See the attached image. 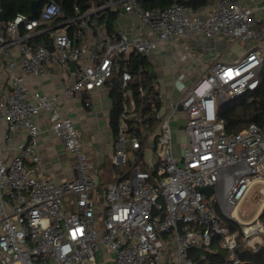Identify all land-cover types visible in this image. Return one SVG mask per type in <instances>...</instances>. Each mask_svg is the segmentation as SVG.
<instances>
[{
  "label": "built area",
  "instance_id": "built-area-1",
  "mask_svg": "<svg viewBox=\"0 0 264 264\" xmlns=\"http://www.w3.org/2000/svg\"><path fill=\"white\" fill-rule=\"evenodd\" d=\"M258 1L255 8L264 11V0ZM119 7L127 21L108 31V10L118 12ZM199 11L178 1L145 9L139 0H109L85 9L74 6L72 17L50 26L62 8L47 1L38 17L16 13L3 22L2 59L7 68H14L8 48L17 47L19 72L0 86V121L12 130L24 128L26 138L6 159L2 145L8 134H0V264H97L101 251L102 264H107L106 253H114V264H194L190 249L212 252L214 235L220 236L219 246L227 251L230 264H245L236 250H256L264 244L259 214L244 219L238 213L256 183L264 189V124L249 123L227 133L217 118L219 103L258 86L264 27L258 26L255 9L239 0H217L211 12ZM92 23L94 44H79ZM72 25L74 36L67 31ZM60 26L67 29L54 30ZM44 35L47 43L34 41ZM182 35L226 37L242 42L243 54L216 62L177 98H169L164 110L155 111L156 123L140 136L132 127L147 116L139 117L129 85L132 73L119 60L132 51L148 56L161 42ZM71 60L75 77L65 84L69 95L89 93L119 73L122 111L112 159L124 169L101 193L88 172L92 162L72 119L55 106L58 95L32 90L29 97L24 81L27 74L45 76L47 63L59 64L67 79ZM138 91L145 95L142 87ZM158 97L162 100L160 93ZM41 109L49 112L51 130L72 156L70 180L56 182L26 167L29 161L35 170L41 167L35 119ZM178 113L184 123L175 153L170 122L181 119ZM203 188H211L209 196ZM68 196L72 199L66 200ZM94 197L102 205L97 213ZM222 216L235 221L240 233L230 230Z\"/></svg>",
  "mask_w": 264,
  "mask_h": 264
},
{
  "label": "crops",
  "instance_id": "crops-1",
  "mask_svg": "<svg viewBox=\"0 0 264 264\" xmlns=\"http://www.w3.org/2000/svg\"><path fill=\"white\" fill-rule=\"evenodd\" d=\"M239 2L243 5L253 7L255 9L254 15L257 19L258 26L264 27V11L255 8L259 6V1L239 0ZM216 6L217 0L203 7L199 12L206 15L215 9ZM58 20V22L55 21L48 25L55 26L56 24H61L65 18L61 19L59 17ZM126 21L127 15L119 7L116 18L110 23L111 30H116L122 25L124 26ZM3 26L4 24L1 22L0 32H2ZM62 28L67 29V27L60 26L54 30ZM67 31L70 33V36H74L73 25L68 27ZM95 32V24L92 23L88 30L83 33L82 38L78 39V43L92 46L96 40ZM38 38H44L45 41L49 40L48 35ZM38 38L34 41L36 43H42L41 41H36L39 40ZM243 50L244 45L242 42H235L226 37L195 38L182 35L170 42H161L154 51L146 56L149 67L155 74V78L153 79L154 88L159 91L162 97L161 110H164V106L169 98H177L180 93L182 94L190 84L213 64L216 62L234 61L241 57ZM8 51L9 58L15 63V67L12 69L6 67L2 59V52L0 51V86L8 85L10 78L19 72V54L17 47L11 46L8 48ZM61 69L59 64L47 63V73L45 76L38 78L31 74L25 75L24 81L28 87V95L31 97L32 90H38L48 96L52 94L58 95L59 99L55 106L62 114L72 119L89 160L92 162L90 171L99 185L98 192L101 193L117 174L115 168L110 175L108 174L107 168H105L106 158L109 156L113 157L116 148V137L109 123L110 110L113 105L109 95L110 84L106 82L100 88L89 93L83 92L69 95L65 90V84L74 80V70L71 71L70 65V68L66 72L67 79H65L63 73H61ZM174 81L175 87L173 88L172 84H174ZM86 100L90 101L88 106L85 105ZM35 119L40 128V133L37 138V148L41 157V167L40 170H35L34 163L30 161L26 163V167L29 170L31 169L34 175L42 176L56 182L72 179L74 177L72 156L64 149L60 140L51 130L49 112L41 109ZM2 132H7L8 134L7 138L3 141L2 156L9 159L18 152L17 146L25 140L26 131L24 128L9 129L5 121H0V134ZM174 149L175 153H177L178 145L176 142L174 143ZM148 155L150 154L147 153L146 156L148 157ZM70 199H72V196L66 198V200ZM263 206L258 210L259 205L252 214H260ZM106 256L108 260L112 259L111 253H106ZM102 262L104 261L97 262V264H102Z\"/></svg>",
  "mask_w": 264,
  "mask_h": 264
},
{
  "label": "trees",
  "instance_id": "trees-1",
  "mask_svg": "<svg viewBox=\"0 0 264 264\" xmlns=\"http://www.w3.org/2000/svg\"><path fill=\"white\" fill-rule=\"evenodd\" d=\"M32 1L0 0V8L6 16L4 22L11 20L16 13H24L30 17H38L43 4L47 1L58 3L62 8L59 17L66 19L73 16L74 6L85 9L91 3L100 4L109 0H41L35 14H32L30 11V3ZM174 1H178L185 6H190L195 10H201L216 0H139L145 9L166 7ZM116 16V11L108 10V17L106 19L108 31L111 30L110 23ZM58 19L56 20L57 22L59 21ZM36 41H41L42 43L48 42L44 38ZM119 61L120 65H126L127 69L132 73V80L129 85L132 89V96L136 101V110L138 111L139 117L147 116L142 122L135 121L132 127L137 134L144 136L142 128L145 127L147 130L152 128L156 123L155 111L160 109L162 105L158 97L159 91L154 88L153 84L155 74L149 67L147 57L142 56L138 52L132 51L127 59H120ZM118 74L115 72L106 81L107 84H110L109 95L113 102L110 110L109 123L115 137L117 136L119 116L122 111V98L117 85ZM139 87L144 89V96L140 95L138 91ZM217 118L223 121L227 133H235L249 123L264 124V56L258 86L253 90H247L241 95L219 103L217 106ZM259 218L264 224V206L259 214ZM222 221L229 226L230 230H237L240 233L239 226L235 221L230 219H222ZM219 240V235L213 236L211 245L212 252H207L203 247L191 248L189 256L192 258L194 264H230V261L227 259V251L220 248ZM236 252L245 264H264V244L260 245L256 250L239 247Z\"/></svg>",
  "mask_w": 264,
  "mask_h": 264
},
{
  "label": "rangeland",
  "instance_id": "rangeland-1",
  "mask_svg": "<svg viewBox=\"0 0 264 264\" xmlns=\"http://www.w3.org/2000/svg\"><path fill=\"white\" fill-rule=\"evenodd\" d=\"M182 115H183L182 113H178V116L181 117ZM170 123H171L172 129H173V134H172L173 141L175 142V139H177L178 136H179V134H180V130H181L182 126H183L184 119L182 117H181V119H179V118L171 119V122ZM142 129H143V133H144L145 132V127H143ZM145 158L147 159V157H145ZM120 167L121 166L115 165L113 163L112 157L109 156L108 158H106L105 168H107V170L109 172L108 173L109 175L113 172V169L114 168H115V170H117V172L123 171L124 168H122V167L120 168ZM94 171H95V169H94ZM88 172L90 174H92L91 171H90V169H89ZM93 178H94V176H93ZM212 198H213V196H212ZM263 198H264V192L262 191V185H260L259 183H256L251 188V190H250L247 198L245 199V201L242 203L241 208H240V210L238 212L239 213V216L242 217V218H244V219L252 216L253 215L252 213L254 212V210L259 205H260L259 209L263 206V204H264L262 202ZM94 200L96 201L97 200V197H94ZM101 208H102L101 201L100 200H97L96 201V209H97L96 213ZM221 218L222 219H226L223 216ZM113 254L114 253H111L112 259L111 260H108L107 261V264H113V262H114V256H113ZM97 259H98V261H97L98 263L101 262L104 259V256H103L102 251L97 254Z\"/></svg>",
  "mask_w": 264,
  "mask_h": 264
},
{
  "label": "water",
  "instance_id": "water-1",
  "mask_svg": "<svg viewBox=\"0 0 264 264\" xmlns=\"http://www.w3.org/2000/svg\"><path fill=\"white\" fill-rule=\"evenodd\" d=\"M41 0H33L31 3H30V11L32 14H35L36 13V10H37V7L39 5ZM6 20V16H5V13L4 11L0 8V22H4ZM48 48L51 49V46L48 45ZM70 65H71V71L74 70L75 68V61L74 60H71L70 61ZM180 107V106H179ZM202 191H204L206 193L207 196L210 195L211 193V188H203ZM163 264H168L167 261H165Z\"/></svg>",
  "mask_w": 264,
  "mask_h": 264
},
{
  "label": "bare ground",
  "instance_id": "bare-ground-1",
  "mask_svg": "<svg viewBox=\"0 0 264 264\" xmlns=\"http://www.w3.org/2000/svg\"><path fill=\"white\" fill-rule=\"evenodd\" d=\"M263 191H264V189H263ZM262 202L264 203V198H263ZM263 205H264V204H263ZM260 209H261V208H260ZM260 209H258V210H260Z\"/></svg>",
  "mask_w": 264,
  "mask_h": 264
}]
</instances>
